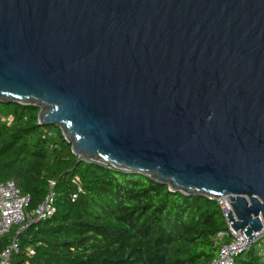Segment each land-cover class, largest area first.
<instances>
[{
    "label": "water",
    "instance_id": "95a60500",
    "mask_svg": "<svg viewBox=\"0 0 264 264\" xmlns=\"http://www.w3.org/2000/svg\"><path fill=\"white\" fill-rule=\"evenodd\" d=\"M0 101L264 229V0H0Z\"/></svg>",
    "mask_w": 264,
    "mask_h": 264
},
{
    "label": "trees",
    "instance_id": "16d2710c",
    "mask_svg": "<svg viewBox=\"0 0 264 264\" xmlns=\"http://www.w3.org/2000/svg\"><path fill=\"white\" fill-rule=\"evenodd\" d=\"M39 110L0 101V182L30 196V213L55 193L50 217L0 235V251L19 242L14 264H209L231 241L216 198L80 158L60 126L39 124ZM234 264H264V235Z\"/></svg>",
    "mask_w": 264,
    "mask_h": 264
},
{
    "label": "built area",
    "instance_id": "2783aa9c",
    "mask_svg": "<svg viewBox=\"0 0 264 264\" xmlns=\"http://www.w3.org/2000/svg\"><path fill=\"white\" fill-rule=\"evenodd\" d=\"M216 199L221 205L227 219L232 239L220 247L219 255L213 258L209 264H234V256L262 237L264 229L256 232L254 238L247 243L248 236L245 232L234 230L231 227V222L228 220L227 213L232 208L229 198L227 196H220L216 197ZM29 200L30 196L22 194L14 180L0 182V235L7 233L13 226L18 224H21L20 230H23L24 227L33 221L46 219L55 212V193L53 191L45 196L33 213L28 212L26 209ZM220 235L223 234L220 233ZM19 248V242L16 238L13 239L9 245L0 251V264H14L13 256L18 252ZM30 252L34 253V250Z\"/></svg>",
    "mask_w": 264,
    "mask_h": 264
}]
</instances>
